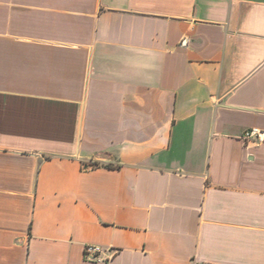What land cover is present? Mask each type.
I'll return each instance as SVG.
<instances>
[{
  "label": "crops",
  "instance_id": "0c3cea01",
  "mask_svg": "<svg viewBox=\"0 0 264 264\" xmlns=\"http://www.w3.org/2000/svg\"><path fill=\"white\" fill-rule=\"evenodd\" d=\"M250 128L264 0H0V264H264Z\"/></svg>",
  "mask_w": 264,
  "mask_h": 264
},
{
  "label": "built area",
  "instance_id": "2783aa9c",
  "mask_svg": "<svg viewBox=\"0 0 264 264\" xmlns=\"http://www.w3.org/2000/svg\"><path fill=\"white\" fill-rule=\"evenodd\" d=\"M244 139H254L258 138L259 140H264V132L257 128H250L245 131L243 135ZM103 247L95 244H88L85 247V256L88 260H100Z\"/></svg>",
  "mask_w": 264,
  "mask_h": 264
},
{
  "label": "trees",
  "instance_id": "16d2710c",
  "mask_svg": "<svg viewBox=\"0 0 264 264\" xmlns=\"http://www.w3.org/2000/svg\"><path fill=\"white\" fill-rule=\"evenodd\" d=\"M95 165H99V163H96ZM107 166L111 167L112 165L111 164H107ZM88 167H90V165H85V168H88ZM118 167H120V165Z\"/></svg>",
  "mask_w": 264,
  "mask_h": 264
}]
</instances>
